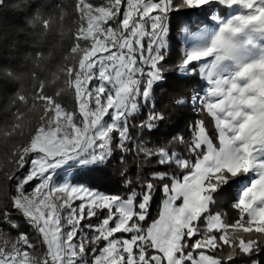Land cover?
Segmentation results:
<instances>
[{
  "label": "snow or ice",
  "instance_id": "1",
  "mask_svg": "<svg viewBox=\"0 0 264 264\" xmlns=\"http://www.w3.org/2000/svg\"><path fill=\"white\" fill-rule=\"evenodd\" d=\"M185 10L207 12L214 24L189 31L177 22L184 47L175 70L205 84L175 102L203 118L191 125L190 140L150 144L145 135L166 119L153 93L168 71L172 16ZM76 11L74 63L63 71L78 114L43 82L33 93L40 123L13 154L15 194L0 206V264H226L206 254L225 246L229 264L236 254L248 257L245 264H264V0H77ZM27 23L43 36L51 21L37 9ZM14 76L10 65L0 66V79ZM15 99L29 103L21 93ZM117 151L124 192H103L89 174L103 172ZM129 153L141 158L134 176ZM69 162L79 166V179L56 183L53 173ZM233 180L238 218L229 221L212 206ZM18 220L37 234L42 252Z\"/></svg>",
  "mask_w": 264,
  "mask_h": 264
},
{
  "label": "trees",
  "instance_id": "2",
  "mask_svg": "<svg viewBox=\"0 0 264 264\" xmlns=\"http://www.w3.org/2000/svg\"><path fill=\"white\" fill-rule=\"evenodd\" d=\"M92 2L99 3L100 0H92ZM76 3L77 0H7V3L0 7V66L10 65L15 73L11 80L0 79V206L8 204L15 194L14 183L8 179V174L15 168L13 161L9 160L11 157L9 154L14 145L30 141L34 134V124L38 123V117L35 115L39 113V108L32 106L31 97L41 82L45 85L48 95L54 96L57 102L69 109H75V92L74 89L65 86L63 69L74 63L70 49L75 43L74 37L78 27L79 16L76 11ZM37 9L51 21L43 36L39 34L44 31L43 29L34 30L27 23L35 15ZM209 18L207 12L200 10H185L174 13L172 16L173 28L169 35L171 47L166 65L168 71L165 74L164 82L158 84L153 93L155 108L157 111L164 112L166 119L159 124L157 131L145 135V139L150 144L170 140L172 137L180 135L190 140L191 125L197 119L203 118L192 109L190 104L177 105L175 102L181 97H190L202 85V80L196 76L181 77L175 70L182 54L177 22L183 21V26L188 25L190 29L195 30ZM37 51L43 53L40 60H37L34 55H28V53ZM57 92L60 94L56 95ZM17 93L27 96L29 103L24 104L16 100ZM1 99L4 101L2 102ZM6 99L7 104L5 103ZM18 111L22 115L16 119L14 114ZM146 113L147 110H143L133 123H138ZM205 122L210 136L214 138L216 135L214 123L211 118H207ZM175 150L181 154L185 152L183 145L176 146ZM120 155V152L117 151L116 158L112 159L103 172L89 174L92 177V183L99 190L107 193L119 192L122 194L124 192L120 176L124 165L119 160ZM140 161L141 158H134L133 153L127 155V167L130 175H135ZM150 167H156V165L145 166L146 170ZM77 169L73 173L74 182H77L81 175ZM236 191L237 182L235 180L224 186L216 196V203L212 206V211L214 213L223 211L229 221L237 219L238 210L232 207ZM160 200L161 197L157 194L150 210L152 217H156L160 209ZM12 215L15 217L17 214L13 212ZM17 222L20 223L22 231L31 234L32 240L37 244V252H42L44 248L40 244L37 234L24 225L22 220ZM89 222L97 223L95 218ZM0 228H4V225L0 224ZM5 232H8L6 228ZM10 234L14 237L17 233L13 230ZM229 251L231 250L225 246L213 254L218 255L219 253V258L227 261ZM247 259L248 257L244 254H236L233 257L234 263L237 264H245Z\"/></svg>",
  "mask_w": 264,
  "mask_h": 264
},
{
  "label": "rangeland",
  "instance_id": "3",
  "mask_svg": "<svg viewBox=\"0 0 264 264\" xmlns=\"http://www.w3.org/2000/svg\"><path fill=\"white\" fill-rule=\"evenodd\" d=\"M221 14H226V13H225V11L222 10ZM205 25H208V26H210V27H213V26H214L213 23H210V18H209V20H204V23H203L202 25L196 27L195 30L190 29V27H189L188 25H185L184 27H187V29H188L189 31H197V30H199L200 27L205 26ZM179 38H180V40H181L182 48H183V47H184V44H183L184 36H183V33H182V32H180V34H179ZM204 84H205V82L202 81L201 88L204 86ZM65 86H66L67 88L72 89L71 87H69V86L66 84V82H65ZM201 88H200V89H201ZM194 93H195V92H194ZM194 93H193V94H194ZM193 94H192V95H193ZM187 98H188V97H185V96H184V97H181L180 99H187ZM75 100H76L75 109H69L68 107L64 106L63 104H61V103H60V104H61V106H62L65 110H67V111H69V112H75V113L78 114V101H77L76 98H75ZM1 101L3 102L4 99H3V100L1 99ZM5 103L7 104V99H6ZM184 105H186V104H184ZM39 116H40V109H39V113H38L37 115H35V117H38V121H37L38 123H40V121H39ZM106 119H107V118H106ZM37 122H36V123H37ZM38 123H37V125L34 124L35 128L39 125ZM35 128H34V130H35ZM180 136H181V135H180ZM28 143H29V141H28V142H25V143H23V144H17V145H14V147H12V149H11L12 151H11L10 154H9V156H11V157H9V160H10V161H13V160H14V155H13V154L16 153L17 151H20V150H21L24 146H26ZM9 148H10V147H9ZM9 148H8V150H9ZM8 150H7V151H8ZM2 165H3V164H2ZM76 168H79V166L73 164L72 162H69L68 165H65L63 168L56 170V172L53 173V176H54V180H55V182H56V183H62L65 179H68V180H70L71 182L76 183V182L73 181V173H74V170H75ZM14 169H15V168H14ZM14 188H15V185H14ZM29 190H31V189H29ZM237 195H238V188H237V191H236V197H237ZM236 197H235V199H236ZM235 199H234V201H235ZM234 201H232V203H234ZM77 203H79V201H77ZM232 205H233V204H232ZM206 254H211V255H214L216 258H219V253H218V255H215V254H213L212 252H206ZM225 262H226V264H229L228 261H225ZM234 264H237V263H234Z\"/></svg>",
  "mask_w": 264,
  "mask_h": 264
}]
</instances>
